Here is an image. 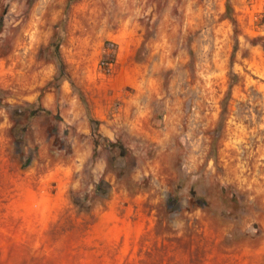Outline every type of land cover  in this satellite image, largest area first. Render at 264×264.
<instances>
[{
	"label": "rangeland",
	"instance_id": "374dc122",
	"mask_svg": "<svg viewBox=\"0 0 264 264\" xmlns=\"http://www.w3.org/2000/svg\"><path fill=\"white\" fill-rule=\"evenodd\" d=\"M0 264H264V0H0Z\"/></svg>",
	"mask_w": 264,
	"mask_h": 264
},
{
	"label": "trees",
	"instance_id": "16d2710c",
	"mask_svg": "<svg viewBox=\"0 0 264 264\" xmlns=\"http://www.w3.org/2000/svg\"><path fill=\"white\" fill-rule=\"evenodd\" d=\"M230 10L229 6H228V11Z\"/></svg>",
	"mask_w": 264,
	"mask_h": 264
}]
</instances>
